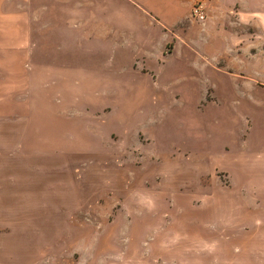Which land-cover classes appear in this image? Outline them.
Masks as SVG:
<instances>
[{
  "label": "rangeland",
  "instance_id": "obj_1",
  "mask_svg": "<svg viewBox=\"0 0 264 264\" xmlns=\"http://www.w3.org/2000/svg\"><path fill=\"white\" fill-rule=\"evenodd\" d=\"M0 116V220L56 264H227L180 192L264 157V0H0Z\"/></svg>",
  "mask_w": 264,
  "mask_h": 264
},
{
  "label": "crops",
  "instance_id": "obj_2",
  "mask_svg": "<svg viewBox=\"0 0 264 264\" xmlns=\"http://www.w3.org/2000/svg\"><path fill=\"white\" fill-rule=\"evenodd\" d=\"M187 1L189 2V0ZM223 2L219 1L221 10L224 8L223 6L226 7ZM240 8L242 10L240 11L241 15L237 16V19H239L241 24L244 21L246 23L250 21L256 23L258 20L255 15L262 12L246 9L242 4ZM186 9H188L187 6L185 11ZM162 19L167 20L168 23L172 20L170 17H162ZM227 37H231V35L227 34ZM204 48L206 51H215V49L208 47ZM186 50L188 49H185L184 52ZM191 53L195 56L200 54L202 57L207 55L208 52L203 53L197 49H192ZM201 57L200 61L202 62ZM202 63L204 64V62ZM5 120L6 117L0 116V123ZM1 129L0 136L4 134ZM1 146L2 143L0 144V156L3 150ZM224 171L227 173V192L213 194L209 191L192 190L184 192L186 194L181 192L180 194L186 198L192 197L195 201L199 200L192 209L194 220L201 225L200 228L213 230L215 233L217 231L224 232L222 235L223 239L218 240V242L213 239L210 244L214 247L211 254L213 262L217 263L220 260V256L223 255L227 264H264V157L248 159L243 153H227V170L224 168ZM7 183V175H2L0 172V200L8 197ZM26 188L22 184L21 190L16 193H19L18 195L23 198L27 191ZM189 192L190 194H187ZM32 193L34 192L32 191ZM205 199L212 200L207 207L205 205L202 206L206 202H204ZM1 209L0 215H4L3 209ZM5 214L7 213L5 212ZM22 214H24L22 210L19 213L11 214L10 216H15V221L2 222L0 220V231L7 232L4 237H0V264H56L55 260L60 256L57 252L55 255H50L49 253H42V255L40 253L39 237H36L37 235L34 233L30 235L23 234L24 231L38 232L40 228L36 223L25 225L20 217ZM219 216L223 217L219 218ZM11 219L14 220V217ZM24 236L28 238L24 239ZM30 236L31 238H29ZM217 245L227 246V251L224 250V254H216L215 248ZM151 257H146V262L152 264L153 259ZM157 260L160 264L167 262L166 255L160 254L158 259L155 260L156 263L158 262ZM107 262L119 263L113 259Z\"/></svg>",
  "mask_w": 264,
  "mask_h": 264
},
{
  "label": "built area",
  "instance_id": "obj_3",
  "mask_svg": "<svg viewBox=\"0 0 264 264\" xmlns=\"http://www.w3.org/2000/svg\"><path fill=\"white\" fill-rule=\"evenodd\" d=\"M190 15L196 20H200V21L204 20L205 14H204L202 3L195 2L191 6Z\"/></svg>",
  "mask_w": 264,
  "mask_h": 264
}]
</instances>
